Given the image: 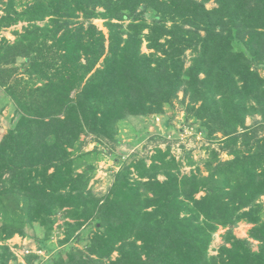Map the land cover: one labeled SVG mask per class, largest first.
<instances>
[{"label": "trees", "instance_id": "1", "mask_svg": "<svg viewBox=\"0 0 264 264\" xmlns=\"http://www.w3.org/2000/svg\"><path fill=\"white\" fill-rule=\"evenodd\" d=\"M0 13V32L21 24L0 38V114L9 101L14 111L0 139V264H264V0H0ZM176 103L218 145L207 174L191 152L187 174L171 154L172 114L152 154L117 160L95 194L125 107L164 118ZM240 223L257 250L234 235ZM15 236L49 258L26 246L18 262Z\"/></svg>", "mask_w": 264, "mask_h": 264}, {"label": "rangeland", "instance_id": "2", "mask_svg": "<svg viewBox=\"0 0 264 264\" xmlns=\"http://www.w3.org/2000/svg\"><path fill=\"white\" fill-rule=\"evenodd\" d=\"M213 3H208L207 7L212 8ZM2 13H0L1 15ZM92 23L103 32L106 33V30L103 28L102 21L100 20H94ZM14 30H21V24L12 27L10 29L2 30L0 32V38L5 37L10 42H12L15 39V36L13 35ZM142 51L147 53V50L145 47H142ZM264 75V71L261 73ZM19 74H16L13 77V80L15 78H18ZM12 80V81H13ZM11 81V82H12ZM182 97V94H179V98ZM5 97L3 96V90L0 89V103L4 102ZM9 100V99H8ZM10 103L5 106V108H2V112L0 114V139L7 134L8 130L12 127V121H13V107ZM176 107L174 111H166L167 115L164 116V118H161L157 115H153L150 118H147L141 113L143 112V109H139L140 107H125L124 112L127 116L126 120L121 124L120 132L118 135V138L120 140V143L114 149L112 152L108 148V145L106 146L105 151V158L98 163V170L95 173L93 179L90 182V187L93 190L95 194L103 195L105 194L109 187L112 184L113 181V175L118 170V164L117 160L122 161H129L132 156H145L152 154L153 148L155 146V142L151 141L149 138L150 136L156 135L157 136H164L166 135V127L164 126L163 120L165 118L170 117L172 114H175V119L173 121V125L178 128V134L176 138H170L169 135H166V141L169 142L171 149V154L178 160H182L184 166L181 169L184 174H187L189 170L192 167L185 166V157L184 152H191V157L193 160L197 162L198 167L202 170V174L206 175V171L203 166V161L207 160L209 151H207V148L210 147L212 149H217L218 145L214 143H211L206 138L202 137L199 133L197 135H193L194 131L193 128L187 126L183 122V110L178 107V103H176ZM1 108V107H0ZM259 119V118H258ZM254 119H247L246 123L249 125L252 124ZM247 124V125H248ZM145 133L147 132L146 138H141L139 133ZM172 136V135H171ZM84 138V135L80 137V140ZM91 137L87 138L88 145L85 146V151H90L94 147V143L91 142ZM163 141H160L159 147L161 149L165 148ZM102 150V145L99 147ZM116 157V158H114ZM221 160L225 161L228 159V157L225 154L220 155ZM116 160V161H115ZM163 178L160 177V180ZM262 202H264V197L261 199ZM64 220L58 216L57 223L55 224V234L53 237L52 245L59 248L58 246V240H60L62 236V224ZM251 226L247 225L245 223H240L237 225L236 228L233 229L234 235L239 239H248V231L250 230ZM85 230V229H84ZM83 230V231H84ZM224 229H218V231L213 235V239L210 245L209 254L215 255L217 248L222 244V235L224 234ZM251 245V249L253 251L257 250V242H254L253 240L248 239ZM9 244L11 246V249L14 251V246H20L19 248L15 249V253L18 256V262H23L22 255L25 254L24 251L25 248L28 246L29 250L32 252H35L39 256H42L43 260H47L49 258L48 255L43 254V252L37 251L36 246L34 244H30L29 239L19 238V239H12L9 241ZM75 247L78 249H81L83 247L82 243H75ZM16 248V247H15ZM60 249V248H59ZM58 249V250H59ZM115 254L113 255V257Z\"/></svg>", "mask_w": 264, "mask_h": 264}, {"label": "crops", "instance_id": "3", "mask_svg": "<svg viewBox=\"0 0 264 264\" xmlns=\"http://www.w3.org/2000/svg\"><path fill=\"white\" fill-rule=\"evenodd\" d=\"M214 5V4H213ZM213 7V6H212ZM246 124H248V123H246ZM249 125V124H248ZM20 237H18V236H15L13 239H19ZM12 240V239H11ZM10 241V240H9ZM9 241H8V244H9ZM10 245V244H9Z\"/></svg>", "mask_w": 264, "mask_h": 264}, {"label": "built area", "instance_id": "4", "mask_svg": "<svg viewBox=\"0 0 264 264\" xmlns=\"http://www.w3.org/2000/svg\"><path fill=\"white\" fill-rule=\"evenodd\" d=\"M24 252H25V254L28 253V251H24Z\"/></svg>", "mask_w": 264, "mask_h": 264}]
</instances>
